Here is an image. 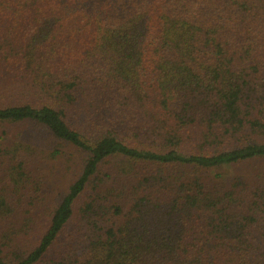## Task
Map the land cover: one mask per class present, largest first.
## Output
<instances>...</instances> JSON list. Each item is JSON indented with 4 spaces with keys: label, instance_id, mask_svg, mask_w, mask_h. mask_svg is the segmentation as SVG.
I'll list each match as a JSON object with an SVG mask.
<instances>
[{
    "label": "trees",
    "instance_id": "16d2710c",
    "mask_svg": "<svg viewBox=\"0 0 264 264\" xmlns=\"http://www.w3.org/2000/svg\"><path fill=\"white\" fill-rule=\"evenodd\" d=\"M0 264H264V0H0Z\"/></svg>",
    "mask_w": 264,
    "mask_h": 264
},
{
    "label": "rangeland",
    "instance_id": "374dc122",
    "mask_svg": "<svg viewBox=\"0 0 264 264\" xmlns=\"http://www.w3.org/2000/svg\"><path fill=\"white\" fill-rule=\"evenodd\" d=\"M60 156H61V155H60ZM62 158H63V160H59V161L65 162V160H67L66 157H62ZM58 159H59V158H58ZM66 163H68V161H66L64 164H66ZM68 177H69L68 175H65V176L62 178L63 181L66 182V180H67ZM60 185H62V182H60ZM63 186L66 187V183H64Z\"/></svg>",
    "mask_w": 264,
    "mask_h": 264
}]
</instances>
